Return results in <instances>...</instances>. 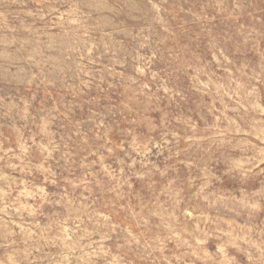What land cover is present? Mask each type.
I'll return each instance as SVG.
<instances>
[{"label":"rangeland","instance_id":"374dc122","mask_svg":"<svg viewBox=\"0 0 264 264\" xmlns=\"http://www.w3.org/2000/svg\"><path fill=\"white\" fill-rule=\"evenodd\" d=\"M0 264H264V0H0Z\"/></svg>","mask_w":264,"mask_h":264}]
</instances>
